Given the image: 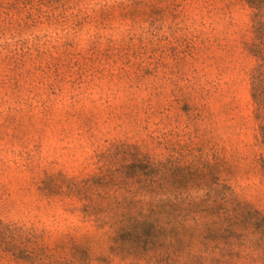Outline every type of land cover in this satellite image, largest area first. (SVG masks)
I'll return each mask as SVG.
<instances>
[{
	"label": "rangeland",
	"instance_id": "obj_1",
	"mask_svg": "<svg viewBox=\"0 0 264 264\" xmlns=\"http://www.w3.org/2000/svg\"><path fill=\"white\" fill-rule=\"evenodd\" d=\"M54 7L48 18L0 9V264H15L11 253L22 257L24 242L49 264H158L132 237L111 243L67 195V180L98 173L96 156L110 148L111 171L157 175L171 191L189 179L177 165L217 159L212 182L264 215L250 96L256 62L241 0ZM204 245L160 262L214 264Z\"/></svg>",
	"mask_w": 264,
	"mask_h": 264
},
{
	"label": "trees",
	"instance_id": "obj_2",
	"mask_svg": "<svg viewBox=\"0 0 264 264\" xmlns=\"http://www.w3.org/2000/svg\"><path fill=\"white\" fill-rule=\"evenodd\" d=\"M61 1L69 0H0V9L5 16L20 7L28 18H48V12L55 11L54 5ZM241 1L249 11L251 39L246 48L256 62L250 72V96L264 176V0ZM111 150L96 156L98 173L66 182L67 195L82 203V220L108 234L111 243L117 245L120 237H132L143 257L158 264L163 257L179 260L182 246L191 252L193 243L205 244L202 253L214 264H237L240 259L264 264V215L234 197L224 185L212 182L211 176L221 165L219 160L203 161L197 167L177 165L176 169L189 174V179L171 191L157 175L127 178L118 169L111 171L107 165ZM145 165L149 171L160 167L150 162ZM192 187L197 191H190ZM72 246L87 249L85 243ZM17 253L22 257L11 253L15 264H49L42 248L28 250L26 242Z\"/></svg>",
	"mask_w": 264,
	"mask_h": 264
}]
</instances>
